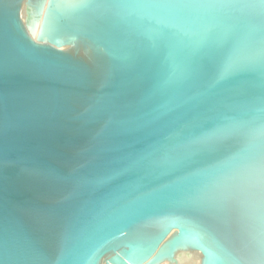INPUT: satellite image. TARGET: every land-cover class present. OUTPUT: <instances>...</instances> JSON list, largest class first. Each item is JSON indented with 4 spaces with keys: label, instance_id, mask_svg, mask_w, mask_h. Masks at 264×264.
Segmentation results:
<instances>
[{
    "label": "water",
    "instance_id": "obj_1",
    "mask_svg": "<svg viewBox=\"0 0 264 264\" xmlns=\"http://www.w3.org/2000/svg\"><path fill=\"white\" fill-rule=\"evenodd\" d=\"M31 1L0 0V264H264V0H89L47 42Z\"/></svg>",
    "mask_w": 264,
    "mask_h": 264
},
{
    "label": "bare ground",
    "instance_id": "obj_2",
    "mask_svg": "<svg viewBox=\"0 0 264 264\" xmlns=\"http://www.w3.org/2000/svg\"><path fill=\"white\" fill-rule=\"evenodd\" d=\"M89 0H32L30 2L31 5L26 4L23 8V17L24 22L26 20H30L29 15L32 13L34 16L36 13L40 14V20H31V22L26 26L28 30L29 36L34 39L42 42H47L50 39L55 38L58 28V21L63 14L71 13L73 10H76L84 3L88 2ZM30 6H32L30 8ZM29 7L30 13L27 12ZM48 39V40H47ZM192 253L193 259L197 257H201L199 251L193 250ZM184 257V256H183ZM191 257V256H190ZM195 257V258H194ZM188 258V256H187ZM198 260V259H197ZM180 261V260H178ZM109 262L108 259L105 261ZM111 262V261H110ZM186 262H193L196 263V259L192 260L191 258L186 259ZM104 263V264H105ZM116 264L115 262H112ZM146 264V263H144ZM197 264V263H196Z\"/></svg>",
    "mask_w": 264,
    "mask_h": 264
},
{
    "label": "rangeland",
    "instance_id": "obj_3",
    "mask_svg": "<svg viewBox=\"0 0 264 264\" xmlns=\"http://www.w3.org/2000/svg\"><path fill=\"white\" fill-rule=\"evenodd\" d=\"M28 9H29V7H28ZM28 9H27V12H29ZM29 17H30L29 18L30 20H26V22H25V24H27V25L31 22V20H33V16L32 15L29 16ZM172 237H173V233L170 234L169 236H167V238L165 239L164 244L166 242H168L169 239H171ZM193 252H194L193 249H191V247H189V246H186L185 248H179L172 256L173 259H175V261L165 260V261L161 262L160 264H190V262L189 263L186 262V259H188V258L189 259L191 258L192 260L196 259V261H197L196 263L197 264H203V257L202 256L200 258L199 257H197V258L194 257L195 259H193V256H192ZM187 256H188V258H187ZM178 260H180V261H178ZM196 263L193 262V264H196Z\"/></svg>",
    "mask_w": 264,
    "mask_h": 264
}]
</instances>
